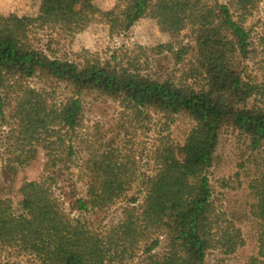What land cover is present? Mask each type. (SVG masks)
Listing matches in <instances>:
<instances>
[{
    "label": "trees",
    "instance_id": "obj_1",
    "mask_svg": "<svg viewBox=\"0 0 264 264\" xmlns=\"http://www.w3.org/2000/svg\"><path fill=\"white\" fill-rule=\"evenodd\" d=\"M38 1L36 17L0 14V264H206L214 249L235 254L245 240L216 209L210 180L228 129L254 155L245 216L256 223L257 251L245 264H264V32L254 43L246 25L264 0H118L112 35L145 18L190 28L192 43L173 52L175 66L193 56L184 79L145 75L136 57L49 55L37 30L74 36L100 10L94 0ZM254 52L257 81L242 67ZM34 79L69 96L40 112ZM85 95L119 103L134 121L183 116L191 128L179 144L161 137L156 168L141 174L132 155L84 140ZM116 206L119 218L107 221Z\"/></svg>",
    "mask_w": 264,
    "mask_h": 264
},
{
    "label": "rangeland",
    "instance_id": "obj_2",
    "mask_svg": "<svg viewBox=\"0 0 264 264\" xmlns=\"http://www.w3.org/2000/svg\"><path fill=\"white\" fill-rule=\"evenodd\" d=\"M94 4L100 13L81 33L69 36L60 31L37 30L36 36L41 47L51 56L75 61H80L86 53L111 61L114 55L119 59L136 57L145 75L158 78L173 72L177 79L185 78L186 71L194 62L193 56L188 55L183 66H175L173 52L192 43L190 28L179 31L174 20L145 18L128 33L112 35L110 26L117 15L118 0H94ZM39 7L38 0H0V14L5 16L17 14L20 17H36ZM246 25L254 29L252 35L255 43L257 37L264 32L263 5L248 18ZM119 59L117 60L120 61ZM242 67H246L248 79L259 80L257 52L243 61ZM27 85L43 94V101L37 109L45 114L59 108L69 96V91L62 84L51 86L43 80L34 79ZM83 103L84 140L99 141L105 146L120 148L126 155H132L141 174H151L156 168L153 152L161 137L171 135L173 141L179 144L187 137L191 128L190 121L183 116L176 117L172 124L160 115H152L145 121L138 122L132 120V113L117 102L85 95ZM167 127L170 129L165 132ZM249 143L243 134L231 129L224 130L214 167L210 170L215 207L241 230L245 247L232 255L214 249L208 254L206 264H245L246 259L257 251L256 223L248 215L245 216L253 202L249 186L254 155L249 150ZM78 187L84 190L82 183ZM119 215L120 208L116 206L108 213L107 221H116ZM10 258L29 264L26 259Z\"/></svg>",
    "mask_w": 264,
    "mask_h": 264
}]
</instances>
